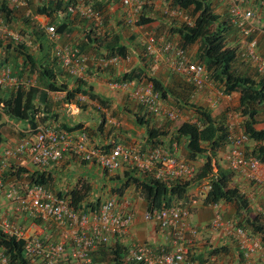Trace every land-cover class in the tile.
<instances>
[{
  "label": "built area",
  "instance_id": "obj_1",
  "mask_svg": "<svg viewBox=\"0 0 264 264\" xmlns=\"http://www.w3.org/2000/svg\"><path fill=\"white\" fill-rule=\"evenodd\" d=\"M4 1L13 8L24 5L23 0ZM220 1L229 5L230 17L239 33L241 50L238 57L247 59L264 80V58L257 51V39L254 37L255 33L264 35V28L254 24L255 12L252 8L242 7L243 0ZM66 2V12L69 15L79 14L96 29L101 28L99 13L91 4H86L83 0ZM119 2L127 10L125 24L134 25L137 21L135 16L144 7L146 0ZM37 22L49 40L57 41L58 34L53 25H47L43 18H38ZM1 29L3 42H24L18 33L9 31L7 27ZM25 44L29 49L34 48L31 39L25 41ZM143 46L146 55L154 63H160L173 73L181 75L195 92L205 88L208 75L204 66L191 62L181 48L153 33H146ZM53 55L63 71L69 75L82 77L85 74L89 57L77 46L56 45ZM122 60L111 57L102 59L99 63L106 67ZM30 85V81L14 76L10 68L0 67V89L13 91ZM110 86L128 93L150 115L168 121H173L178 116L173 108L163 106L159 93L153 90L150 81H113ZM218 96L219 99L221 95ZM228 117L235 118L236 115L232 116L230 113ZM229 127H233V123ZM23 131L24 136L16 140L12 148L3 152L0 163V197L6 203L4 207L0 206V230L23 241L30 264H96L93 261L94 255L102 249L112 247L118 241H122L126 248L123 262L128 264H215L211 259L199 263L190 257L191 245L198 235V229L191 221L192 211L201 205L197 196L189 195L181 203L145 209L143 221L151 224L164 239L161 244L153 245L130 236L135 214L132 203L126 197L104 200L97 209L87 207L84 202L80 209H75L69 195L59 196L42 185L27 184L21 180H12L7 184L1 180L3 171L11 164L17 170L21 167L20 163L27 160L35 168L46 169L60 163L65 152L72 154L78 161L98 166L106 173L120 170L125 162L132 161L141 173H152L155 179L161 181L192 177L195 173L192 161L179 159L175 152H169L162 146L139 155L120 143L108 142L104 145L105 148L91 147L85 132L71 135L50 125H36L33 129L26 128ZM228 142L229 145L219 159L212 160V170L208 177L195 186L196 194L203 196V199L206 197L211 189V180L218 175L217 166L220 163L221 168L232 174L231 186L239 188L246 198L252 197L246 195V187L254 193L264 194V162L247 155V136L238 130L237 133L229 135ZM239 183H245V189ZM207 206L212 213L209 222L212 232L230 237L236 243L244 264L264 263V247L261 241L239 225L242 219L224 221L222 202ZM257 210L263 212L261 207ZM21 215L32 219L23 227L10 222L12 216ZM0 264H9L8 256L1 248Z\"/></svg>",
  "mask_w": 264,
  "mask_h": 264
},
{
  "label": "trees",
  "instance_id": "obj_2",
  "mask_svg": "<svg viewBox=\"0 0 264 264\" xmlns=\"http://www.w3.org/2000/svg\"><path fill=\"white\" fill-rule=\"evenodd\" d=\"M23 1V6L13 8L6 1L0 0L1 32V28L7 27L9 30L8 27H14L19 24L21 28L18 32L22 35L18 34L24 40V42L19 43H14L13 41L8 40L5 43L1 37L0 48L5 53L7 52L8 55V52H11V56L8 57L5 67L10 68L14 76L24 78L25 80H31V76L36 73L40 76V80L38 85L29 86L25 89L13 91L0 89V107L2 108V113L9 119L24 124L26 123L27 128L33 129L37 124L36 117L40 112L53 114V111L49 108L51 105H48L47 103L48 92L64 94L63 101L67 104H70L78 94H89L87 91H83L84 87L87 85L83 83L84 81L81 77L71 76L65 71L64 74L66 76L76 79V83L74 84L76 87L69 89L66 83H56L55 74H57L58 61L53 55V49L59 43L58 41H51L46 37L44 31L38 26L37 19H47V25H53L58 35L65 34L69 24L84 25L86 22L83 21V24H81L77 21V16L79 14L69 15L66 12V0H39V3L37 2L35 4L33 3V0ZM83 1L86 4H91L93 9L99 13L102 23L105 24L111 20L109 18L110 13L108 6H121L119 0ZM153 1L155 0H146L143 10H140L136 25L144 26L155 20L147 16L146 13L147 10H151V4ZM163 1H171L177 11L180 10L178 13L171 14V17H169V19L172 18V20L173 18H182L183 20L179 25L173 23L169 30L170 39L177 37L179 42L167 39L163 36H158L155 33L153 34L158 37H163L165 40L181 48L191 62L194 60L192 61L190 59L187 53V48L194 44H198L194 59L196 63L204 66L208 75V80L210 79L211 82L220 85L222 90L221 94L223 96H230L233 93L239 95L236 110L240 117V123H235L234 117H228L229 111L216 117L215 115H212V111H210L211 109H205L196 104L188 103L187 97L183 96L184 94L180 97V93L164 87L156 78L145 76L144 71L142 70L135 69L126 73V75L118 81L122 82L145 79L151 82L153 90L159 93L162 101L173 98V100H176L180 106L184 105L192 110L195 119L183 121L178 126L163 131L147 127L146 136L148 143H150L153 148L162 146L169 152H175L178 146H182L181 148L184 152L185 160H200V162H202L200 169L195 171L190 178L161 181L155 179L152 173L143 174L139 172L136 174L135 172H137L136 170H138V168L134 166L131 170H125L121 174L119 172L116 174L115 172L107 174L111 175V181L117 183L114 187L109 189V185L105 180L98 183L100 188H96V190L88 179L81 177L78 179L75 187L69 192H56L50 186L52 183V177L48 169L35 168L30 171L19 167V169L16 170L17 167L11 164L2 173V175H5H3L4 178H2L3 176L1 177L3 183L12 180H21L27 184L42 185L59 196L69 195L71 203L75 209H80L81 204L83 202L85 203V201L90 198L93 200L86 203V206L97 209L100 203L108 198H102L101 193H104V190L108 191L109 196L115 195L117 197H122L126 191H130L129 188H132L137 196L143 200L145 209H150L160 208L177 202L181 203L187 199L190 186L200 184L201 181L208 177L212 170V160L223 150L219 155L221 156L229 145V135L237 133L238 130L247 136L248 143H252L249 147L246 145L247 155L264 162V128L257 129L255 127L259 122L258 116L260 115V109H258V107L262 108L264 105V81H262L263 79L261 77V80L256 81L248 74L233 68L235 63L241 62L250 65V62L247 59L242 60L237 55L241 50L240 37L237 28L234 26L232 18L230 17L229 5L219 0L226 7V13L220 15L214 13L209 0ZM250 2L256 5L255 9L249 6ZM262 3H264V0H243L242 7L252 8L253 11L259 10L264 12V4ZM19 10H24V15L17 17ZM181 11L183 12L182 14H185L184 17L181 14ZM165 14L167 13L165 12ZM123 24H125V17L123 19ZM121 25L122 23L120 20L116 21L115 27H120ZM125 25L127 26V24ZM115 27L112 26L110 30L102 31L96 29L94 26L88 25L89 29L84 31L85 38L82 41L83 45H76L83 54L89 57L88 66L90 63L92 64L96 61L95 64L98 65V69H106L112 65L103 67L99 63L100 60L111 57H118L120 59H125L127 57L128 48L126 44L123 43L122 35H120L121 33L114 32ZM231 33H234L235 37L238 38L236 43L237 47H229L228 45V38ZM29 39L32 40L33 44H37V42L39 43L40 53L44 54L45 59L38 60L33 56L34 54H32V50L25 44V41ZM143 53L146 59L152 64H160L154 63L150 57L146 55L145 51H143ZM92 55L94 56L92 57ZM145 77H147V79ZM183 80L185 81L184 84H189L184 78ZM190 87L193 88L191 85ZM183 92L187 93L185 89H183ZM88 96L92 99H98L96 95ZM140 107L144 112V108L142 106ZM231 115L233 116V114ZM238 115H236L235 118H237ZM41 120L45 121L47 118L44 117ZM231 123H233V127L230 128L229 125ZM80 126L81 125H77L75 126V129L73 128L72 130H77L81 128ZM1 127L2 126L0 125V129ZM18 134L20 137H23L21 136V132H18ZM2 142L3 137L0 132V145ZM164 142L166 143L164 144ZM217 171L218 175L214 180H211V189L203 199L204 204L210 205L222 202L223 204L227 203L233 205L236 209V215L241 216L240 218L234 219H242L239 225L247 229L251 235L258 237L264 247V210L263 212L256 210L257 213H255L252 218L248 217L246 214L251 210L250 199L242 195L239 188L231 186L232 174L228 170L221 168L220 164H218ZM224 217L226 216L223 214V219ZM31 219L32 218L24 217L22 215L19 217L12 216L10 222L23 227V225ZM234 219H224V221ZM209 231L212 232L210 227ZM221 237L234 246V256L238 258V264H244L242 255L236 243L230 237L224 235ZM196 238L197 236L194 240ZM211 242L208 243L209 249L205 255L199 254L195 256L190 254L191 259L199 263H204L213 257L229 253L231 246L219 245L215 247ZM0 248L8 256L9 264H30L27 254L24 251L23 241L16 237H10L2 233L1 230ZM191 250L192 249H190V253ZM125 254L126 248L122 241H118L112 247L102 249L96 253L93 257V261L96 264H128L123 262ZM239 260L241 263H239ZM253 264L264 263L257 262Z\"/></svg>",
  "mask_w": 264,
  "mask_h": 264
},
{
  "label": "crops",
  "instance_id": "obj_3",
  "mask_svg": "<svg viewBox=\"0 0 264 264\" xmlns=\"http://www.w3.org/2000/svg\"><path fill=\"white\" fill-rule=\"evenodd\" d=\"M219 1V0H217ZM219 3H221L219 1ZM253 9H255L256 5L254 3H249ZM116 6L120 7L119 5L115 6H108V10L110 11L109 18L111 19L112 26L115 27L116 21L120 18H124L123 12L121 13V10L116 11ZM124 13H126L125 9ZM147 16L149 14L147 13ZM150 17V16H149ZM47 21V19H45ZM147 24L146 26H148ZM146 26H138L135 30L136 33H139V29H142ZM89 29L88 25H77L72 24L67 26V30L65 34L58 35L57 40H63L68 41L67 44H71L74 46L83 45L82 41L85 38L84 31ZM131 30V29H130ZM114 32L121 33L123 43L126 44L128 50H127V57L128 60L126 61L123 59L122 61L118 62L115 65L109 66L106 69L100 68L98 69V65L95 64L96 61H94L92 64L87 68V71L85 74L81 77V79L84 81L87 86L84 87L83 91H87V95L85 94H78L75 96L74 100L70 103H64L63 97L64 94L62 93H53L48 92V105H51L49 108L51 111H53V114H47L45 113H39L36 117L37 124L36 125H50L53 127H57L61 130L69 132L71 135H75L79 133L80 131H84L87 133L89 138V144L91 147H99L104 146L108 142H114V143H121L122 137H130L132 138V142L134 141V150L136 152L145 153L149 150H152L153 147L150 143H148L147 136H146V129L148 128H154V129H160V131L167 130V123L163 125L162 118L155 117L153 115H150L146 112L144 109V112L142 108L137 104L134 100H132L129 97L128 93H125L123 91H120L118 93V90L113 89L110 86V83L113 81L120 80L126 73H129L135 69L144 71V75L147 77H152L158 79L164 87L169 88L170 90L173 89L177 92H179V89L183 90V87H178L177 83L172 80V76L170 75V70L166 71L167 68L163 66L162 64H152L150 61H148L144 55L140 51V46H143L144 37L146 35L145 33H141L140 39L137 35H134L133 33H130L127 37L123 36V32L121 31L120 27H115ZM259 38V51L262 53L264 49V35L260 34ZM135 37V38H134ZM134 38V39H133ZM130 39H133L132 42H130ZM39 43L33 44L34 48L36 45L38 46V51L33 55L36 59H45L44 54L40 53L39 50ZM4 46V45H3ZM32 50V49H31ZM5 53L0 48V66H5L6 61L8 57L11 56V52ZM264 55V54H263ZM91 56V55H90ZM94 55H92L93 57ZM93 61V59H92ZM63 69L58 64L57 66V74H55V81L56 83L62 84L66 83L69 89L75 88L74 85L76 83V79L73 77L66 76L64 74ZM56 71V70H55ZM165 75V77H164ZM147 77H145L147 79ZM182 79V78H181ZM40 80V76H35V82L31 84L38 85ZM183 80V79H182ZM171 81V82H170ZM185 82V81H184ZM41 83V81H40ZM187 84V83H186ZM40 85V84H39ZM190 87V86H189ZM236 93L231 94L235 95ZM88 95H96L98 99H92ZM211 95V94H210ZM208 93L205 91L196 92L195 95H191L192 99H195V102L197 103H206V102H212V105H214V99L210 97ZM190 97V96H189ZM54 98H56L54 100ZM211 105V106H212ZM42 106V105H41ZM40 106V107H41ZM67 108V109H64ZM41 109V108H40ZM39 109V110H40ZM52 115V116H51ZM212 115H214V112L212 111ZM51 116V118H50ZM46 117L47 120L42 121L41 119ZM130 121L131 124L125 123L124 121ZM141 121V123H140ZM143 121V122H142ZM13 124V127L18 128V132H21L23 134V130L27 128L26 123L17 122L15 120L9 119L5 114L0 113V125L2 126L0 129L1 135L3 137V142L0 145V163L3 160V152L7 148H12L15 143L16 139L13 137H9L8 133H5L7 127L11 126L8 124ZM81 125L79 129H75V126ZM125 125L127 128L126 130L129 131L125 136H123L121 132V127ZM12 127V128H13ZM21 136H24L22 135ZM13 138V139H12ZM166 142H164L165 144ZM177 151V150H176ZM74 159L78 161L74 156L68 152H65L63 155V159L58 164H53L46 169L50 171V175L52 177V183L50 186L53 190L56 192H69L72 190L79 178H85L88 179L89 182H91L94 189L100 188L98 186V183L103 182L104 180L108 183V189L111 187H114L117 183L115 181H111V175H107L108 173L103 172L102 169H100L98 166L93 165L92 163H73ZM193 162V161H192ZM194 164V163H193ZM67 165V166H66ZM21 169H27V170H34L35 167L29 164L27 160H23L22 163H20ZM71 166L75 167V170L72 174H66L69 171V168ZM118 172H115V174ZM4 175V174H3ZM1 175V177L3 176ZM5 176V175H4ZM4 176L2 178H4ZM64 178V181L68 184V187H63L61 183H59L61 178ZM7 184L8 182H4ZM96 189V190H97ZM104 193H101L102 198H118L115 195L109 196V193L104 190ZM197 188L190 186L188 190V195L190 194H196ZM130 191H126L122 197L120 198H128L130 202L132 203V208L135 214V220L130 230V236L134 239H138L142 242H148L150 244L156 245L161 244L164 240L161 235H158V232H154L153 226L148 223H144L141 221V216H143V212L140 210V204L141 200H133L132 196L129 194ZM104 194V195H103ZM203 198V196H201ZM0 206L4 207L6 205L5 200L0 197ZM93 199H87L85 203L91 202ZM10 208V207H9ZM208 209V210H207ZM7 210V209H5ZM210 211V208L206 205V207H198L197 209L193 210V213L191 215V221L195 226H199L200 228H203L204 224L207 221L208 218V212ZM211 213V211H210ZM212 214V213H211ZM206 218V219H205ZM144 223V224H142ZM142 224V225H141ZM208 239H210L209 242H215L216 246L219 245H229L231 246L229 253L226 255H220L217 257H213L211 260H214L215 264H237L236 257L234 256V246H232L229 242H226V240L219 236V234H215L212 232L206 231L205 233L199 232L197 235V238L194 240L193 244L191 245V254L193 255H205L207 253L208 248ZM124 245V244H123Z\"/></svg>",
  "mask_w": 264,
  "mask_h": 264
},
{
  "label": "rangeland",
  "instance_id": "obj_4",
  "mask_svg": "<svg viewBox=\"0 0 264 264\" xmlns=\"http://www.w3.org/2000/svg\"><path fill=\"white\" fill-rule=\"evenodd\" d=\"M209 1L211 2V7H212L214 13H217V14H220V15H224L226 13V7H225V5L223 3H219V1H217V0H209ZM37 2L39 3V0H33L34 4L37 3ZM116 9H117L116 11L122 9L121 13L123 12V14L126 15L124 13V10H123L124 8L122 6H120V7L116 6ZM141 10H143V8ZM125 11L127 13L126 9H125ZM176 11H177V9L173 6L171 1L155 0L151 4V10H149V11L147 10L146 11V13H148L149 16L151 18L155 19V20L152 23H149L148 26L144 25L146 27H144L142 29H139V33L135 32L136 28L138 27V25H136V23L134 25H132V26H130V25L126 26L125 24H123V19L124 18L122 19V18L119 17V20L122 23L121 31L123 32V36L127 37L130 33H133L134 35H137L139 37V39H140L141 33L143 34V33L146 32V33H155L158 36H163V37H165L167 39H170V35H169L170 31L169 30L172 27L173 23L176 24V25H179L181 22H183L182 18L181 19L173 18V20H172V18L169 19V17H171L170 15L174 14V12H176ZM178 11H180V10H178ZM165 12L167 14H165ZM254 12H255V20H254L255 25L258 26V27H263L264 28V12H261L259 10H257V11L254 10ZM109 13H110V11H109ZM182 13L183 12L181 11V14ZM20 15H24V10H19L18 11L17 17H19ZM139 15H140V11L135 16L136 20L138 19ZM182 15L184 17L185 14H182ZM77 21L79 23L83 24V21H85V20L78 15L77 16ZM85 22H86V23H84L85 25H89V23L87 21H85ZM100 27L103 28V31L104 30H110V28L112 27L111 20L108 21L106 24L102 23V20H101V26ZM8 28H9V31H11V32L21 34L20 32H18L20 30V28H21V26L19 24L15 25L14 27H8ZM1 37H2V32L0 30V40H1ZM254 37L257 39V46H258L257 51L264 58V55H263L264 54V49H263L262 53L259 51V49H260L259 46H261V45H259L258 41H259V38L261 36H260L259 33H255ZM133 39H130V42H132ZM228 39H229V41H228L229 47H237L236 43H237L238 38L235 37L234 33H231V35H229ZM170 40H173V41L177 42L178 38L177 37H173ZM58 43H59L58 45H65V44L68 43V41L58 40ZM197 46H198V44H194V45H192V46L187 48V53H188V55H189V57H190V59L192 61L193 60L195 61L194 57H195V53L197 51ZM37 51H38V46L36 45L35 49H32V54H35ZM51 51H52V49H51ZM140 51L143 53V51H144L143 50V46H140ZM233 68L234 69H238L241 72L248 74L250 77H252L256 81L261 80L260 76L258 75V73L256 72L255 68L252 67L251 64L249 65V64H243V63L239 62V63H235L233 65ZM166 71H168V69ZM170 75L172 76V80H174L177 83L178 87H183L187 91V93H184L182 89L181 90L179 89L178 93H180V97H181V95L184 94L183 96L187 97L188 103L196 104V105L201 106V107H203L205 109H209V110L211 109L210 111H213L214 115L216 117L220 116L221 114L227 113L228 111H229V113L232 112L231 114H233V115H238L236 108L238 106V97H239V95L237 93L235 95H232V96H228V95L225 96L224 95L225 96L224 97L221 94L222 90H221L220 85H217V83L211 82L210 79H209L207 84H206V86H205V88H204V90H202V91H205L209 95L211 94L210 97H211V99L213 98L216 101V104L212 105L213 100L211 102H206V103H202V104H200L198 102L196 103L195 99L191 98V95H195V93H196L193 90V88L189 87L190 86L189 84L188 85L184 84V80H182L183 78L180 75H178L176 73H173L172 71H170ZM35 76H37L36 73H34L31 76L32 78H30L33 81V83L35 81ZM164 77H165V75H164ZM262 81H264V80H262ZM118 93H120V91H118ZM218 95H221L219 99H218V97H219ZM55 99L56 98H54V100ZM162 102H163V106L164 107H166V108H170L171 107L178 114L177 118L175 120H173V121H168V120H165L164 118H162L163 125L166 122L167 123L166 125H167L168 129H171L173 127L178 126L183 121H190L192 119H195L194 114H193V112H192V110L190 108L188 109V107H185L184 105L180 106V104L176 100H173V98H171L169 100H166V101H162ZM181 104H182V102H181ZM64 109H67V108H64ZM258 109H260V115L258 116L259 117L258 118L259 122L256 124L255 127L257 129H262V128H264V105L262 106V108L258 107ZM124 122L131 124V122L128 121V120L124 121ZM234 122L235 123H240L239 115L237 116V118H234ZM8 124L11 126V128L7 127L6 129H4V130H6L5 133H8V136L10 138L13 137L16 140L20 139L21 137L18 134V130L19 129L16 128V130H15V128L13 127V124H10V123H8ZM126 128L127 127L125 125H123L121 127V132H122L123 136H125L129 132V131L126 130ZM134 143H135L134 141L132 142L131 136L130 137L126 136V138L122 137V142L120 144L125 146V147H127V148H129L134 153L139 155L140 152L138 153V152H136V150H134V148H135L134 147ZM251 144L252 143L249 142L247 144V147L251 146ZM181 147L182 146H178L177 147V151H175V155L178 158L185 160L184 152H183ZM222 151H220L219 154L214 159H216V158L219 159V157H220L219 155H220V153ZM141 154H143V153H141ZM77 162L78 161H76L74 159L73 163L76 164ZM78 163H80V162H78ZM193 163H194L195 171L199 170L200 167H201L202 162H200V160H195V161H193ZM134 166L135 165H134V163L132 161L125 162L122 165L121 169L117 170L115 172H119L121 174L125 170L126 171L131 170L132 167H134ZM220 166H221V163H220ZM74 170H75V167L71 166L69 168L68 173H66V174H72ZM136 171H137V172H135L136 174L140 172L139 170H136ZM108 174H111V173H108ZM59 181H60L59 183L62 184V186L60 187L61 189L63 187H65V188L68 187V184L66 183V181H64L63 177ZM239 184L242 186V188L245 189V185H244L245 183H239ZM196 185L197 184H194V185H192V187H195ZM232 185H235L234 182H232ZM129 190H130V195L133 196L132 197L133 200H139V201L142 200L141 198H139L137 196V194L134 192V190L132 188H129ZM252 193H254V191L252 192V190H250L249 188L246 187V195L248 197H249V195L250 196L252 195V197H251L252 199L249 198L250 201H251V203H250V209L251 210H250V212H247V214L245 213L250 218H252L255 215V213H257V211H258L257 209L259 207H261L264 210V194H261L260 192H256L253 195ZM190 195L197 196L199 202H201V205H200L201 208L206 207V204H204V202H203L204 200H203V198L200 195H198V194H190ZM0 202H2V200H0ZM223 207H224V216H226V217H224V219L227 220V219H231V218L234 219V218H240L241 217L239 215H236V212H235L236 209H235V207L233 205L224 203ZM140 210L142 212L145 211L143 200H142V202L140 204ZM208 213H209L208 214L209 216H208L207 221L204 224L203 228H200L199 226H196L199 232H202V233H205L206 231L209 232L208 223L211 220V213H210V211ZM141 221L144 222L143 221V217L141 218ZM144 223H146V222H144ZM144 223H142V224H144ZM150 228H151V224H150ZM153 230H154V232H156V230L154 228H153ZM209 241H210V239H208L207 243H209ZM211 243L214 246L216 245L215 242H211ZM209 245H211V244H209ZM236 262L238 264V258L237 257H236ZM239 263H241L240 260H239Z\"/></svg>",
  "mask_w": 264,
  "mask_h": 264
},
{
  "label": "clouds",
  "instance_id": "obj_5",
  "mask_svg": "<svg viewBox=\"0 0 264 264\" xmlns=\"http://www.w3.org/2000/svg\"><path fill=\"white\" fill-rule=\"evenodd\" d=\"M80 16V15H79ZM81 17V16H80ZM83 18V17H82ZM84 19V18H83ZM85 21H87L86 19H84ZM88 23H89V25L90 26H92L93 24L92 23H90L89 21H87ZM100 30H102L103 31V28H100ZM58 41V40H57ZM65 45H67V44H65ZM1 67V66H0ZM2 67H4V66H2ZM24 79V78H23ZM28 81H30L31 82V84H33V81L32 80H28ZM79 162H81V161H79ZM83 163V162H82Z\"/></svg>",
  "mask_w": 264,
  "mask_h": 264
}]
</instances>
